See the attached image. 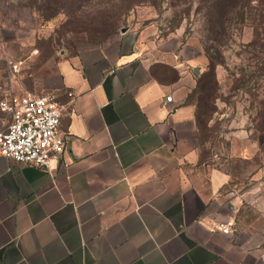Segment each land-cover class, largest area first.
<instances>
[{
	"label": "crops",
	"instance_id": "crops-1",
	"mask_svg": "<svg viewBox=\"0 0 264 264\" xmlns=\"http://www.w3.org/2000/svg\"><path fill=\"white\" fill-rule=\"evenodd\" d=\"M7 32L0 20V49ZM155 50L146 67L87 47L42 87L23 79L14 94L65 105L64 151L45 169L0 156V264H264V250L216 230L252 193H234L226 161L205 156L192 56L173 37Z\"/></svg>",
	"mask_w": 264,
	"mask_h": 264
},
{
	"label": "rangeland",
	"instance_id": "rangeland-1",
	"mask_svg": "<svg viewBox=\"0 0 264 264\" xmlns=\"http://www.w3.org/2000/svg\"><path fill=\"white\" fill-rule=\"evenodd\" d=\"M262 2L264 0H252L250 5L254 11H262L264 15ZM172 4L171 0L144 1L130 10L126 25L108 32V24L98 17L99 7H85L69 15L61 12L43 21L14 0L1 1L0 20L6 24L8 32L0 49V95L1 90L23 93V79L26 77L35 87H42L54 74L63 55L87 47L99 46L118 53L127 49L129 56L126 58L137 54L138 59L149 67L160 60L155 47L173 37L190 56L195 55L191 46L204 44L203 24L199 15L194 13L196 5L190 17L171 30L174 12L180 9ZM261 28L253 25L234 30V35L221 48L224 49L222 55L226 66L217 69L220 85L216 93L219 98L214 102L215 112L207 121L210 128L206 132V140L210 149L205 156L212 152L216 158L226 161L227 169L234 177L230 186L234 193L241 195L251 191L252 196L242 198L244 201L238 203L234 212V234L243 244L264 250V129L261 130L256 119V104L252 98L242 92L231 97L233 93L230 91L233 88L230 75L234 72L235 80L237 69L249 62L253 54L251 48L255 47L253 44L257 43V47L262 45L263 50L260 51H264V34L259 35V40L256 37L264 32ZM260 56L264 58V55ZM195 60L192 59L190 68H196L198 61ZM9 61L19 64L18 72L9 70ZM199 63L204 69V64ZM154 75L158 79L171 78L169 70L154 72ZM258 85H261V91L264 90V81ZM191 101L195 102V98ZM6 118L0 112V123Z\"/></svg>",
	"mask_w": 264,
	"mask_h": 264
},
{
	"label": "trees",
	"instance_id": "trees-1",
	"mask_svg": "<svg viewBox=\"0 0 264 264\" xmlns=\"http://www.w3.org/2000/svg\"><path fill=\"white\" fill-rule=\"evenodd\" d=\"M16 4L22 8H27L43 21L54 18L58 13L66 15L73 14L85 7H99L98 17L105 24L107 23V31H114L119 26L126 25V16L130 10L144 1L154 0H14ZM172 6L180 7L174 12L171 30L180 26L182 21L188 19L191 15L193 6L195 15H199L202 21L204 44L192 45L195 55L192 59H196L195 64L201 70L196 78V86L187 100L196 106V122L201 131L210 128V115L215 112L214 102L219 96V81L217 78L218 67L226 66V61L222 52L227 44V40L234 35V30L242 29L256 25L262 27L264 31V15L262 11L257 13L251 4L252 0H171ZM95 3V4H92ZM155 4V2H153ZM182 6V7H181ZM264 7V2L261 3ZM115 8V9H114ZM239 26V28H238ZM256 37L259 40V35ZM256 39V40H257ZM252 47V56L248 59V63L237 69V78L234 80V72L230 75L233 77V88H231V97L237 93L247 94L256 104V119L259 126L264 129V90L261 91V85L258 82L264 81V55L262 45ZM204 64V69L202 65ZM260 89V92L258 91ZM195 98V102L191 101ZM207 117V119H206ZM204 154V152H203ZM232 175V174H231ZM233 177V175H232ZM234 178V177H233Z\"/></svg>",
	"mask_w": 264,
	"mask_h": 264
},
{
	"label": "built area",
	"instance_id": "built-area-1",
	"mask_svg": "<svg viewBox=\"0 0 264 264\" xmlns=\"http://www.w3.org/2000/svg\"><path fill=\"white\" fill-rule=\"evenodd\" d=\"M12 72L19 64L7 63ZM68 97L73 98L71 92ZM55 93L16 95L1 90L0 112L7 119L0 129V156L20 165L48 168L58 161L64 151V139L59 133L60 119L65 105L60 104ZM216 230L224 235L235 231L233 220L219 223Z\"/></svg>",
	"mask_w": 264,
	"mask_h": 264
},
{
	"label": "water",
	"instance_id": "water-1",
	"mask_svg": "<svg viewBox=\"0 0 264 264\" xmlns=\"http://www.w3.org/2000/svg\"><path fill=\"white\" fill-rule=\"evenodd\" d=\"M122 32H124V29H122ZM193 72H194V74L196 75V76H198L199 75V68H194L193 69Z\"/></svg>",
	"mask_w": 264,
	"mask_h": 264
}]
</instances>
